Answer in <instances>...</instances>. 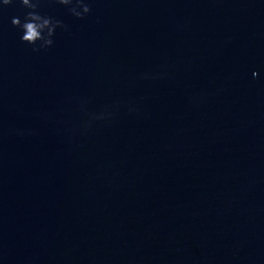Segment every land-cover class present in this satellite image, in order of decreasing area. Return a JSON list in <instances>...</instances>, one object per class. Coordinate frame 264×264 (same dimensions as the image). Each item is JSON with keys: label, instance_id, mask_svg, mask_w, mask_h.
Masks as SVG:
<instances>
[{"label": "water", "instance_id": "water-1", "mask_svg": "<svg viewBox=\"0 0 264 264\" xmlns=\"http://www.w3.org/2000/svg\"><path fill=\"white\" fill-rule=\"evenodd\" d=\"M34 2L0 3V264H264V0Z\"/></svg>", "mask_w": 264, "mask_h": 264}, {"label": "clouds", "instance_id": "clouds-1", "mask_svg": "<svg viewBox=\"0 0 264 264\" xmlns=\"http://www.w3.org/2000/svg\"><path fill=\"white\" fill-rule=\"evenodd\" d=\"M56 2L63 7L69 8L71 15L76 19H83L89 14L91 9V5L89 3H85L84 0H76L75 4H73V0H56ZM0 3L8 5L11 3V0H0ZM23 3L28 8L35 9L37 7V3L34 2V0H23ZM13 26L21 29L22 43L33 46L34 51L40 50L36 47L37 40H45V44L41 45V48L45 46L47 48H51L53 46L52 39L41 37L40 32L43 31L44 28H48V37L54 36L57 29L64 28V25L59 21H55L51 18L41 21V18L35 15H31L29 17V22L23 25H20L14 20Z\"/></svg>", "mask_w": 264, "mask_h": 264}]
</instances>
